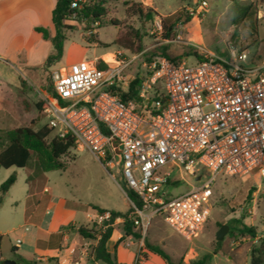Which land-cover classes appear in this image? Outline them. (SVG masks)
Masks as SVG:
<instances>
[{
	"label": "rangeland",
	"instance_id": "rangeland-1",
	"mask_svg": "<svg viewBox=\"0 0 264 264\" xmlns=\"http://www.w3.org/2000/svg\"><path fill=\"white\" fill-rule=\"evenodd\" d=\"M99 2H104L106 11L98 23H86L77 18L66 22L71 29L64 32L62 57L48 65L46 59L39 62L52 52V46L42 40L31 25L50 26V14L15 15L14 20L0 25L1 132L27 126L35 120L36 129L46 125L45 117L38 113L35 104L52 99L47 92V88H53L52 72L65 70L72 62L88 60L105 65L112 55H116L117 61L136 56L122 70L125 83L118 84L119 90L127 91L132 80L144 77L145 66L164 57L158 54L163 47L168 58H185L188 64H194V57L206 52L227 59L233 46L246 50L256 60L260 59L259 54H264V0H204V7L194 0H92V5ZM131 2L153 9L158 16L147 21L127 14L125 9ZM248 6L250 14L238 18L236 25H232L230 9L241 12ZM187 17L191 18L189 22H185ZM136 34L140 36L139 42ZM118 39L123 46L117 44ZM23 47L30 54L31 64H27L25 53L20 50ZM7 56L10 59H5ZM109 66L116 67L114 62ZM60 161L66 167L50 172L40 171L33 162L23 169L0 168V185L10 175L15 176L14 184L0 203L1 261L15 258L16 238H21L22 244L15 248L32 256L33 246L28 239L33 228L24 218L29 187L45 185L53 201L60 198L68 204L73 202L80 212L98 207L108 212H129L118 156L114 158V168L104 166L89 150L81 148L69 150ZM189 183L181 182L171 196L186 192ZM211 189L210 212L191 240L182 239L155 218L140 233L141 249L148 251L143 243L145 238L150 245L160 247L175 264H189L203 255H209L208 264H249L251 249L264 239V178L253 174L222 175L216 178ZM242 224L254 229V237H241L237 233ZM79 226H93L98 234L106 230L96 220ZM222 226H227V231L221 241H216ZM25 227L29 228L27 232L23 230ZM110 228L111 234L117 230L124 233L121 224Z\"/></svg>",
	"mask_w": 264,
	"mask_h": 264
},
{
	"label": "built area",
	"instance_id": "built-area-1",
	"mask_svg": "<svg viewBox=\"0 0 264 264\" xmlns=\"http://www.w3.org/2000/svg\"><path fill=\"white\" fill-rule=\"evenodd\" d=\"M91 5L72 0L70 18ZM112 56L113 68L81 60L52 72L56 98L44 100L46 126L106 167L119 157L124 189L136 203L126 197V217L99 214L102 229L127 220L144 232L159 218L189 241L206 222L218 176L264 178V57L239 48H230L227 59L206 52L194 64L158 57L145 66L136 100L124 102L110 89L125 83L122 70L136 56ZM188 181L186 192L171 196Z\"/></svg>",
	"mask_w": 264,
	"mask_h": 264
},
{
	"label": "trees",
	"instance_id": "trees-1",
	"mask_svg": "<svg viewBox=\"0 0 264 264\" xmlns=\"http://www.w3.org/2000/svg\"><path fill=\"white\" fill-rule=\"evenodd\" d=\"M72 0H56V4L51 12V24L53 27L54 34L51 35L49 28L43 26H36L33 31L40 34L42 40L48 41L52 46V52L47 56L45 63L48 65L52 62L60 60L63 54V44L65 41L64 32L71 27L66 25V22L72 20L70 18L71 11H69V5ZM195 2L201 3L204 0H194ZM104 2H99L89 7H85L80 11H76V18L80 19L86 23H98L101 16L105 14V8L103 7ZM127 14L142 17L144 20L152 21L154 16H158L156 11L147 8L140 3L131 2L127 5L125 9ZM251 11V7H245L241 12L235 9H230L229 19L232 25H236L237 19L246 18ZM191 18L187 17L185 22H189ZM136 40L140 41V36L136 34ZM117 44H121L120 39H118ZM162 54L166 59L171 61H176L178 58H168L165 55V47L160 49ZM156 56V55H155ZM158 56V55H157ZM197 59H201V56H196ZM150 62V61H149ZM99 68L105 67L103 63L98 65ZM143 79V78H142ZM142 79L135 78L129 83L127 91H121L117 87H112L110 91L119 96V98L124 101H132L137 98V89L142 81ZM47 92L50 98H56L53 88H47ZM35 108L38 113L43 114L45 108V101H38L35 104ZM36 120L31 121L27 126L15 127L10 130L1 132L0 131V168L9 169H23L27 168L33 162L35 167L42 172H50L60 168H65V163L61 162L62 156L66 155L71 149H74L73 141L69 138L61 139L56 137L54 131L49 129L46 125L35 128ZM103 134H107L106 131L101 128ZM52 135V136H51ZM51 136V137H50ZM114 148L117 150V145L114 144ZM117 152V151H116ZM103 162V161H101ZM104 165V163H103ZM15 176L10 175L1 185H0V203L3 197L8 192L9 188L14 184ZM126 197L132 202L136 203L135 196L132 192L122 188ZM98 214H102L105 210L100 208H94ZM111 217L121 216L126 217V214H121L115 211H109ZM94 226V225H93ZM92 227L88 228L86 226H79L76 229V233L86 240H95L96 236L99 235L98 243L95 248L96 257L104 262L105 264H117L114 258L106 251L105 244L110 238L111 228L108 226L102 234L96 233L95 229ZM135 227L131 222L125 221L123 224V231L126 235H131L136 240L141 239V232H134ZM137 230V229H136ZM237 233L244 237L246 235L254 237V229L247 227L245 225H240L237 229ZM143 243L145 248L159 256L167 264H175L171 262L169 257L164 253V251L155 245H150L145 238H143ZM17 264H37L33 260H24L17 258ZM209 255H203L199 260L193 261L189 264H208ZM182 264V263H177ZM249 264H264V239L260 240L259 246L251 249L250 252V263Z\"/></svg>",
	"mask_w": 264,
	"mask_h": 264
},
{
	"label": "crops",
	"instance_id": "crops-1",
	"mask_svg": "<svg viewBox=\"0 0 264 264\" xmlns=\"http://www.w3.org/2000/svg\"><path fill=\"white\" fill-rule=\"evenodd\" d=\"M55 4L56 0H0V25L14 20L15 15L28 16L45 13L50 14L51 19ZM36 26L38 25L32 24V30ZM43 27L49 28L51 35L54 34L52 24ZM45 42L51 45L48 41ZM20 50L25 53L27 64H31L30 54H27L26 48L23 47ZM46 56L39 63H42ZM258 56L261 59L264 54ZM5 59H10V56ZM49 193L50 190L45 185L41 188L38 185L34 189L29 187L24 218L33 228L28 239L33 246L32 256L29 257L25 252H20L15 248L22 244V239L16 238L21 243L14 244L13 252L16 256L12 261L17 264L15 260L21 258L33 260L37 264H105L96 257L95 248L99 235L95 240H86L76 233L79 224L95 221L99 215L98 212L92 209L90 212H80L75 203L68 204L60 198L53 201ZM105 212L108 211L105 210ZM23 230L27 232L29 228L25 227ZM23 236L27 235L23 233ZM141 245L140 240H134L131 235L117 230L112 232L106 241L105 248L117 264H167L156 254L141 249Z\"/></svg>",
	"mask_w": 264,
	"mask_h": 264
},
{
	"label": "water",
	"instance_id": "water-1",
	"mask_svg": "<svg viewBox=\"0 0 264 264\" xmlns=\"http://www.w3.org/2000/svg\"><path fill=\"white\" fill-rule=\"evenodd\" d=\"M227 231V226H222L216 234V241H221L225 232ZM0 264H15L14 261H2Z\"/></svg>",
	"mask_w": 264,
	"mask_h": 264
},
{
	"label": "bare ground",
	"instance_id": "bare-ground-1",
	"mask_svg": "<svg viewBox=\"0 0 264 264\" xmlns=\"http://www.w3.org/2000/svg\"><path fill=\"white\" fill-rule=\"evenodd\" d=\"M112 57H113V56L110 57V60H111V61L109 62V64L113 63V58H112ZM107 63H108V62H107Z\"/></svg>",
	"mask_w": 264,
	"mask_h": 264
}]
</instances>
